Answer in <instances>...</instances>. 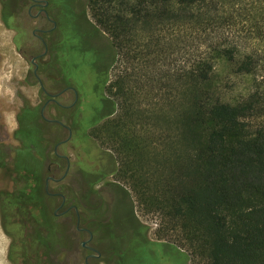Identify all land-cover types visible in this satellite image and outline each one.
<instances>
[{
    "label": "trees",
    "instance_id": "trees-1",
    "mask_svg": "<svg viewBox=\"0 0 264 264\" xmlns=\"http://www.w3.org/2000/svg\"><path fill=\"white\" fill-rule=\"evenodd\" d=\"M0 1L4 19L17 15L20 0ZM52 1L62 7V17H83L109 40L107 67L98 70L108 114L94 124L89 137L114 145L119 154L126 135L138 132L157 161L170 170L175 192L168 206L155 191L147 196L150 187L133 179L135 172L130 173L127 161L119 164L117 157L114 176L132 179V188L151 209H167L184 233L194 264H264V0ZM73 1L80 4L76 13L69 11ZM91 3L97 5V24L89 19ZM118 42L132 45L134 66L110 82L108 71L117 58ZM221 61L244 85L221 88ZM17 120L15 138L21 146L12 164L27 185L11 196L23 199L29 209V203L37 201L49 231L38 239L53 245L63 238L53 226L56 217L51 210L58 195L45 190L51 169L47 131L53 125L29 105ZM54 159L50 162L63 168L62 160ZM117 186L128 199L127 189ZM64 196L66 202L73 201ZM119 204L122 207L120 199ZM128 206L132 218L125 222L132 229L124 236L131 238L130 244L124 251L113 245L108 254L118 257L113 264H148L146 259L160 252L149 242L133 205ZM91 223L97 233L105 226L98 220Z\"/></svg>",
    "mask_w": 264,
    "mask_h": 264
},
{
    "label": "rangeland",
    "instance_id": "rangeland-1",
    "mask_svg": "<svg viewBox=\"0 0 264 264\" xmlns=\"http://www.w3.org/2000/svg\"><path fill=\"white\" fill-rule=\"evenodd\" d=\"M96 7V4L91 3L88 9L92 24H97L96 18L93 16ZM18 15V19L16 17L4 19L0 1V165L3 166H0V264H86V258L90 252L83 248L81 243L86 241L89 236L77 230V217L73 211L65 213L69 205L78 207L81 216L80 227H85L93 219L105 225L103 230L106 228L109 229V232L110 229L112 230L110 234H114V236L107 237L103 233L106 230H101L96 234L95 247L104 253V257L90 262L92 264H113L112 260L115 257L109 256V246L106 245L112 241L129 238L128 235L124 236L127 232L122 229L125 219L129 221L128 203L133 205L134 214L145 227L149 242L157 253L160 252L157 258L161 264H194L190 246L188 247L182 238L184 233L177 226L176 220L167 214V209H151L143 204L140 200L141 195H137L132 188V179H129L128 182L125 179L117 178L112 173V170L117 167L116 157L121 165L122 162L127 161L125 163H128L130 173L133 171L137 175L133 179L143 180L150 187V190L146 192L147 196H151L155 191L159 194L162 204L168 206L175 191L172 182H170V170L166 165L157 161L155 152L142 141L138 132L126 135L123 150L121 149L119 154L112 147L114 145H102L89 137L94 124L104 121L108 114L107 110L102 111L100 108L101 97L95 92L92 93L87 105L80 102L74 118L73 116L60 115L59 108L53 105L49 106L45 112L47 118L61 120L66 126L73 128L72 140L58 148L59 154L70 159L69 173L62 182H51L49 186L51 193L66 195L70 199L73 198V201L66 202V205L57 211L58 216H55L56 224L53 226L57 227L58 235L60 232L63 238L55 240L53 245H46L43 240L38 239L40 233L47 234L49 231L41 217L37 201L32 200L29 203V207L32 208L29 209L25 207L23 199L11 196L16 190L27 185V180L14 172L12 164L16 152L21 146L20 141L15 138V132L19 127L18 114L25 105L39 110L46 101L34 75L35 67L31 63L32 57L43 52L38 40L31 33L38 27V21L29 20L26 11L24 13L20 11ZM5 20H7V24ZM15 27L21 29L18 35ZM102 35L103 43L109 46L107 36ZM118 44L117 58L108 71L110 82L115 81L125 72H131L134 66V61L129 54L132 45L125 43L120 46L122 45L120 42ZM217 73V80L221 88L228 84H237V88L240 87V84L244 85L241 79L232 74L231 68L225 61L219 62ZM60 101L62 104L69 105L72 103L73 97L65 95ZM68 134L66 128L57 125L51 126L47 131L51 157L48 162L51 167L48 176L58 179L65 172V169L57 171L51 162L55 161L56 143L67 138ZM120 153L122 154L120 155ZM88 173H91L92 176L91 188H89L90 179L85 178ZM114 184L124 186L130 195L128 199L120 197L125 215L128 216L124 219L118 214L113 216V207L119 199L115 187L112 186ZM147 196L145 195V198ZM57 197L56 203L51 208L52 213L61 205L60 196ZM92 204H97L100 210L97 208L98 211L97 209L93 211ZM156 245H161L167 253L161 251V247L156 249ZM170 247H173L177 252H170L172 250ZM147 262L150 264L148 259H146ZM125 264L143 263L136 260L134 263L128 261Z\"/></svg>",
    "mask_w": 264,
    "mask_h": 264
},
{
    "label": "flooded vegetation",
    "instance_id": "flooded-vegetation-1",
    "mask_svg": "<svg viewBox=\"0 0 264 264\" xmlns=\"http://www.w3.org/2000/svg\"><path fill=\"white\" fill-rule=\"evenodd\" d=\"M79 6L80 4L77 1H73L72 4L68 6L69 11L76 13V8ZM17 9V15H15L17 19L19 18L18 13L20 11H23V13L26 11L29 20L33 19L38 21V27L33 29L31 33L38 40L43 52L32 57L31 63L32 60L35 59V63H32L35 67L34 75L38 80L42 94L46 98L42 108L38 110L39 114L43 120L49 124L66 128L69 133L67 138L59 140L56 143L54 150L56 158L62 160L63 168L54 164L53 165L56 167L57 171L65 169L63 176L57 179L49 175L45 181V190L47 194L58 195L63 199L60 207L54 211V215L58 216L56 211L66 205V198L60 193H51L49 191V186L51 182H62L69 173L71 167L70 159L65 155L59 154L58 148L69 143L73 138L74 132L73 128L66 126L61 120L47 118L45 112L49 106L53 105L59 108L58 111L60 115H66L69 117L73 116L74 118L77 114L76 108L80 102H84L85 105H87L90 101L92 93L95 92L97 95H101L98 70L100 68L105 69L107 67L106 65L108 63L109 56L108 45L103 43V36L99 32H96L92 28L91 24L87 20H84L83 17H62V7L52 0H20L17 5ZM34 10L35 13H33ZM67 10L68 8H66L65 11ZM15 17H8V19H13ZM14 29L17 32V35L21 32V29L19 30L18 27H15ZM77 30H79V33H77ZM93 63H95L94 66ZM65 95L73 97L71 104L66 105L61 103L60 100ZM100 108L102 111H105V106L101 99ZM87 176L85 178L90 179L89 188H91V173H88ZM103 177L105 178V175ZM48 179H50L49 182H47ZM112 186L115 187V191L119 199L120 197L126 196L124 191L117 188V185ZM119 199L113 207V216L115 217V215L118 214L122 219L128 216L129 219L132 218V214L130 212L131 207H128L129 215H125L126 213L123 212L124 209L119 204ZM70 211H73L77 217V230L81 233H86L89 236L86 241L81 243V246L90 252L87 258L91 255H98V253H100V257L98 258L92 257L88 260L86 258V264H92L90 261L102 259L104 257V253L95 247V237L97 234V232H95L96 228L93 227L91 222H89L85 227H80L81 216L79 215L78 207L76 205H69L65 213ZM130 225V222H125L122 229L131 232L132 228ZM104 230H106V232L103 233H105L107 237L111 235V229L110 232L108 228ZM130 239L131 238L115 242L112 241L106 246H109L110 250L111 246L114 245L115 247H120V249L124 251L126 247L129 246ZM83 243H86V246H83ZM161 249V251H165L162 246ZM109 256L111 257L112 254ZM113 257L117 256L114 255ZM150 262L151 264H161V261L158 260L156 253H152V259Z\"/></svg>",
    "mask_w": 264,
    "mask_h": 264
},
{
    "label": "water",
    "instance_id": "water-1",
    "mask_svg": "<svg viewBox=\"0 0 264 264\" xmlns=\"http://www.w3.org/2000/svg\"><path fill=\"white\" fill-rule=\"evenodd\" d=\"M32 63H35V59H33L32 60ZM50 181V179H48V181L47 182H49ZM64 201H65V199H64ZM63 205V204H62ZM58 211V210H57ZM57 211H56V214H57ZM83 246H86V243H83ZM92 257H94V258H98V257H100V253H98V255H91V256H89L88 258H87V260L89 259V258H92Z\"/></svg>",
    "mask_w": 264,
    "mask_h": 264
}]
</instances>
